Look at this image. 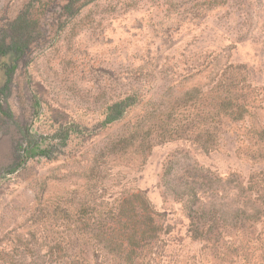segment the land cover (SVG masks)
Wrapping results in <instances>:
<instances>
[{
    "label": "rangeland",
    "instance_id": "obj_1",
    "mask_svg": "<svg viewBox=\"0 0 264 264\" xmlns=\"http://www.w3.org/2000/svg\"><path fill=\"white\" fill-rule=\"evenodd\" d=\"M40 1L32 14L47 31L1 95L0 264H18L19 244L74 238L88 264H264V0ZM27 2L0 0V29ZM30 134L51 157L18 165ZM199 167L206 186H240L226 202L241 218L224 215L208 240L190 236L173 195ZM205 190L203 205L220 208ZM119 210L155 212L151 245L101 248L97 229Z\"/></svg>",
    "mask_w": 264,
    "mask_h": 264
},
{
    "label": "trees",
    "instance_id": "obj_2",
    "mask_svg": "<svg viewBox=\"0 0 264 264\" xmlns=\"http://www.w3.org/2000/svg\"><path fill=\"white\" fill-rule=\"evenodd\" d=\"M39 3H41L40 0H28L24 8L14 18L7 20L3 28L0 29V75L3 78V86L0 87V114L4 116L10 115V111L4 102L2 103L1 101L2 92L4 89L9 88L18 66L30 49L31 44L38 38L43 37L47 31L46 28L42 27L40 18L32 14L35 4L39 5ZM65 7H67V4L63 6V8ZM128 100L129 98H125L113 102L107 108V114L102 124H110L120 119L131 105ZM66 136L67 134H65ZM28 137L26 141H21L22 138L18 140V147L16 148L18 165H22L34 157H44L47 159L51 157L50 148L41 147L39 141L34 139L31 134ZM198 170L200 173L205 174L197 177L194 187L181 190V192H177L174 189L176 192L173 195L182 202L186 211L189 220L188 232L190 236L198 240H208L210 234L218 232V225L223 227L241 218L243 211L240 210L236 213L230 206L232 201L226 202L227 196L235 198L238 195L240 186L237 181L221 180L220 178H214L216 183L213 187L206 186L202 181L207 178L205 176H211L212 174L202 167H199ZM221 182L224 185H219ZM216 184L221 187L216 186ZM205 189L209 193L218 191L222 202L218 205L220 208L216 209L213 201L208 206L203 205L200 199L203 197L202 195H205ZM208 198L211 199V195ZM227 207L228 210L224 213L223 210ZM155 215V212L146 210V219H138L139 217H143L138 210L137 212L134 210H119L108 224H103L97 229L96 235L100 237L101 248L107 249L110 253L121 254L122 256L127 255L129 250L133 253V249H136V251L142 250L151 245L155 236L160 231L157 227ZM224 215H226L225 218L229 223L225 220ZM131 221H134L132 226L129 225ZM147 231H151L152 233L150 241L144 238ZM118 233H121L120 240L114 242L113 237L119 235ZM72 235L75 236L74 233ZM30 249L36 252L34 256L28 254ZM42 249H45L47 254L41 255L39 251ZM137 257V254H134V258ZM124 260L128 263H132L133 261L130 255L127 258L124 257ZM18 264H88V261L81 254L77 238H74L70 241L64 239L56 240L50 245L44 243L35 245L32 243L30 248L27 243L19 244Z\"/></svg>",
    "mask_w": 264,
    "mask_h": 264
}]
</instances>
